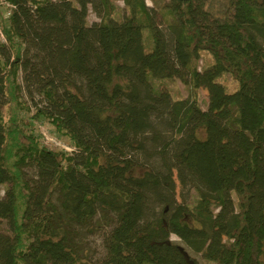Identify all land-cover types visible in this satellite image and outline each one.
Masks as SVG:
<instances>
[{"label": "trees", "instance_id": "1", "mask_svg": "<svg viewBox=\"0 0 264 264\" xmlns=\"http://www.w3.org/2000/svg\"><path fill=\"white\" fill-rule=\"evenodd\" d=\"M4 1L0 264H196L171 235L217 264H264V0H167L162 27L145 0H121V18L116 0ZM172 78L192 94L152 82ZM22 90L71 151L22 130Z\"/></svg>", "mask_w": 264, "mask_h": 264}, {"label": "rangeland", "instance_id": "2", "mask_svg": "<svg viewBox=\"0 0 264 264\" xmlns=\"http://www.w3.org/2000/svg\"><path fill=\"white\" fill-rule=\"evenodd\" d=\"M166 1L167 0H145L146 5H148V7L156 11L155 22L158 23L160 27L163 26V21H161L162 19L160 15H162V18L168 17V15L166 14L163 8ZM206 1L207 3L213 5L214 9L223 8V5L226 4V0H206ZM113 4H114V12H113L114 16H116L117 18H121L122 13L125 10V6L123 2L121 0H116L113 2ZM5 11H6L5 8H3L2 12L5 13ZM87 21L88 23L99 21L98 17L94 14V12L91 9H89L88 11ZM144 43L146 47L150 45L149 35L146 31H144ZM211 61L212 58L210 54H208L207 52H202L197 62L198 68H205L211 63ZM17 81L20 84L21 80L19 77ZM219 81L226 87L228 91H231L237 87V81L229 73L222 74L219 78ZM152 82L154 87L157 89H167L173 99H183L190 96V94H192L189 86L182 84L178 79L175 78L152 80ZM18 94H19L20 102L17 103L16 106H17L18 115L21 118L20 126L22 127V130L25 133H29V132L34 133L36 136H38L39 141L50 150L71 151L72 146L70 145L68 139L63 134L56 131L54 125L51 122H49L45 117L42 116H39L38 118L36 117L35 115L36 110L30 104V101L25 96L23 90ZM196 96L199 106L205 110L208 106L207 90L205 86H201L199 89H197ZM36 101H39V103L42 104L41 100L38 97L36 98ZM23 171H25L28 176L33 173L31 169H23ZM137 172L139 173L140 170L137 169ZM7 187L8 185L6 184L0 185V196L3 195L4 190ZM184 192L185 191L182 190L178 185V183L176 182V194L179 200H181L182 198L181 196L184 194ZM186 195H187L186 201L188 202V194ZM193 196H194L193 192L190 191L189 193L190 200L193 198ZM7 230L8 229L5 222L0 220V231L7 232ZM215 233L220 234L222 239L225 238L221 223H219L215 227ZM101 238H102L101 233L100 234L94 233L88 235L83 241L84 249H85L84 252L92 259L100 258L103 255V246H102ZM170 238L172 241L180 244V247L183 249L184 253L187 256L195 259L196 264H217L215 262L204 259L201 256V254H197L191 251L175 235H171Z\"/></svg>", "mask_w": 264, "mask_h": 264}, {"label": "built area", "instance_id": "3", "mask_svg": "<svg viewBox=\"0 0 264 264\" xmlns=\"http://www.w3.org/2000/svg\"><path fill=\"white\" fill-rule=\"evenodd\" d=\"M0 5L3 7V8H5V13H3L4 15V17L6 18V17H8L9 16V11H10V9L12 8V6L11 5H9L8 3H6L4 0H0ZM0 42H5V38H4V35H3V32H2V30H1V27H0Z\"/></svg>", "mask_w": 264, "mask_h": 264}]
</instances>
